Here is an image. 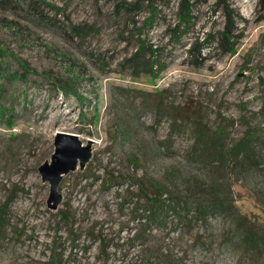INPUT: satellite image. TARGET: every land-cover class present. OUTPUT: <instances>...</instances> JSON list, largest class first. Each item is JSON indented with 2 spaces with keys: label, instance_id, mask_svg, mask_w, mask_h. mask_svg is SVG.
I'll list each match as a JSON object with an SVG mask.
<instances>
[{
  "label": "rangeland",
  "instance_id": "1",
  "mask_svg": "<svg viewBox=\"0 0 264 264\" xmlns=\"http://www.w3.org/2000/svg\"><path fill=\"white\" fill-rule=\"evenodd\" d=\"M188 1L184 23L180 0H156L152 19L141 0H0V264H237L220 213L145 219L151 182L193 208L194 180H226L190 155L192 120L226 125L230 141L246 122L264 136V0ZM141 44L157 49L155 77L122 63ZM58 131L91 140V154L51 208L38 166ZM229 181L241 211L264 221V175Z\"/></svg>",
  "mask_w": 264,
  "mask_h": 264
},
{
  "label": "trees",
  "instance_id": "2",
  "mask_svg": "<svg viewBox=\"0 0 264 264\" xmlns=\"http://www.w3.org/2000/svg\"><path fill=\"white\" fill-rule=\"evenodd\" d=\"M141 1L147 3L150 8L149 19H152V15L156 11L153 8L156 0ZM134 4H119L117 9L128 11L131 9L130 5ZM191 6L192 4L188 0H180L181 22L188 23L190 21ZM146 22L149 23V21ZM149 47V55L141 44L128 57L122 59V63L131 65L129 72L131 77H138L141 71L155 77L164 68L153 56L157 49ZM228 51L234 50L229 47ZM155 63L157 64L156 70H154ZM139 67L144 68L138 70ZM254 113L264 115V96L259 108L254 110ZM192 121L196 131L194 140L189 146L190 155L197 160L216 165L220 170L227 171L226 180L220 181L216 178L208 182L194 180V186L187 192L196 201L193 208L187 207L189 201L181 191L161 182H151L152 192L142 191L147 211L145 219L152 222L156 219L158 212L167 213L169 211L174 216L180 215L181 220L187 219L188 221L200 217L203 219L208 213H220L227 221L224 229L226 232L225 241L235 251L237 264H264V221L251 218L241 211L231 190L232 181H229V177L234 174L241 177L264 175V136L261 128L246 122L241 135L234 141H230L227 139L226 125L218 123L214 127H209L201 123L199 119ZM254 196L255 200L264 206V198H260L256 192ZM3 220L4 209L0 205V229L3 227ZM162 264L187 263L177 257L173 260L163 259Z\"/></svg>",
  "mask_w": 264,
  "mask_h": 264
},
{
  "label": "water",
  "instance_id": "3",
  "mask_svg": "<svg viewBox=\"0 0 264 264\" xmlns=\"http://www.w3.org/2000/svg\"><path fill=\"white\" fill-rule=\"evenodd\" d=\"M90 141L83 145L75 133L56 132L50 160H44L38 166L41 179L49 182L47 203L51 208H56L61 200V193L58 190L61 177L74 170L77 164L83 167L87 162L91 154Z\"/></svg>",
  "mask_w": 264,
  "mask_h": 264
}]
</instances>
